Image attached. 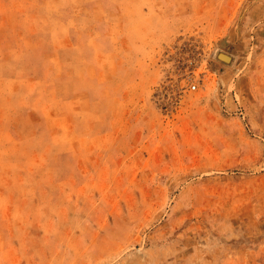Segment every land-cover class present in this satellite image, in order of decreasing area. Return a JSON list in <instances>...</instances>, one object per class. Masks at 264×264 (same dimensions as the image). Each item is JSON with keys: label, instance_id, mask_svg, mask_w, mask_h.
Masks as SVG:
<instances>
[{"label": "rangeland", "instance_id": "obj_1", "mask_svg": "<svg viewBox=\"0 0 264 264\" xmlns=\"http://www.w3.org/2000/svg\"><path fill=\"white\" fill-rule=\"evenodd\" d=\"M0 264H264V0H0Z\"/></svg>", "mask_w": 264, "mask_h": 264}, {"label": "bare ground", "instance_id": "obj_2", "mask_svg": "<svg viewBox=\"0 0 264 264\" xmlns=\"http://www.w3.org/2000/svg\"><path fill=\"white\" fill-rule=\"evenodd\" d=\"M221 57L224 58V59L227 60V61H230V58H228L226 55H223V54H222V56L220 55V58H221Z\"/></svg>", "mask_w": 264, "mask_h": 264}, {"label": "built area", "instance_id": "obj_3", "mask_svg": "<svg viewBox=\"0 0 264 264\" xmlns=\"http://www.w3.org/2000/svg\"><path fill=\"white\" fill-rule=\"evenodd\" d=\"M194 88H195V86H194Z\"/></svg>", "mask_w": 264, "mask_h": 264}]
</instances>
